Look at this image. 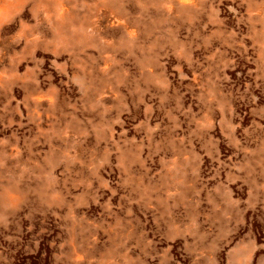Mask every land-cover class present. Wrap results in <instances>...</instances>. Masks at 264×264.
Segmentation results:
<instances>
[{"label":"rangeland","instance_id":"374dc122","mask_svg":"<svg viewBox=\"0 0 264 264\" xmlns=\"http://www.w3.org/2000/svg\"><path fill=\"white\" fill-rule=\"evenodd\" d=\"M0 264H264V0H0Z\"/></svg>","mask_w":264,"mask_h":264}]
</instances>
